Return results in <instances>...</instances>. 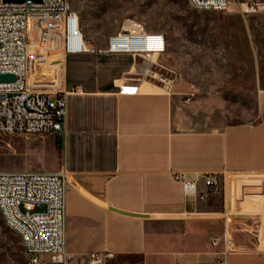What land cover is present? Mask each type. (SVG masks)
Masks as SVG:
<instances>
[{
    "label": "crops",
    "instance_id": "0c3cea01",
    "mask_svg": "<svg viewBox=\"0 0 264 264\" xmlns=\"http://www.w3.org/2000/svg\"><path fill=\"white\" fill-rule=\"evenodd\" d=\"M231 7L221 10L230 35L224 56L240 65L248 84L253 78L262 110L254 121L184 127L182 86L168 91L140 80L138 91H118L132 82L123 73L134 55L81 51L59 58L60 87L81 89L66 94L56 168L66 172L65 264H86L88 253L106 250L112 256L102 264H215L221 245L209 240L224 224L234 244L227 263L264 264V57L252 59L251 52L252 45L264 47L254 27L263 21ZM32 66L29 58L27 71ZM191 170L217 173L215 186L196 181L202 198L183 194L174 178ZM217 188L219 202L212 197Z\"/></svg>",
    "mask_w": 264,
    "mask_h": 264
},
{
    "label": "built area",
    "instance_id": "2783aa9c",
    "mask_svg": "<svg viewBox=\"0 0 264 264\" xmlns=\"http://www.w3.org/2000/svg\"><path fill=\"white\" fill-rule=\"evenodd\" d=\"M187 3L193 9L232 8L228 0H187ZM233 9L241 14L264 12V0H236ZM76 18L77 12L70 9L67 0H0V73L13 74L10 80H0V135L61 133L66 94L81 91L78 86L60 87L53 92L35 89L33 80L27 79L29 52L36 59L61 58L68 52H126L139 56L140 60L133 62L131 74L123 77L132 82L119 84V92L138 91L140 80L152 84L153 79L164 82L165 77L151 68L154 57L165 50L161 31L147 29L142 22L128 17L119 31L107 36L103 47H94L75 26ZM174 178L181 183L183 194L199 198L203 193L195 192L198 179L206 186L218 183L215 171H177ZM65 182L63 168L0 169V216L8 228L18 226L23 264H65ZM259 217L260 214L252 218L250 231L257 229ZM209 242L221 245L215 264H228L227 255L234 244L225 224ZM111 256L108 250L90 252L86 264H102Z\"/></svg>",
    "mask_w": 264,
    "mask_h": 264
},
{
    "label": "rangeland",
    "instance_id": "374dc122",
    "mask_svg": "<svg viewBox=\"0 0 264 264\" xmlns=\"http://www.w3.org/2000/svg\"><path fill=\"white\" fill-rule=\"evenodd\" d=\"M235 1L228 0L231 6ZM67 4L77 12L82 33L94 47H103L106 35L120 29L128 17L164 34L165 50L154 57L151 68L165 80L153 79V84H164L168 91L174 85L183 87L179 114L184 127L198 122L209 127L261 117L262 110L251 87L253 78L248 84V79L242 78L240 65L224 56L230 35L221 10L193 9L187 0H67ZM254 17L262 18V24L254 27L256 37L264 41V12ZM252 46V59L253 55L257 60L264 57V47L258 51ZM28 58L35 63L27 71V79L33 80L35 89L53 92L60 88L59 58L36 59L30 52ZM132 60L138 62L140 57L134 55ZM60 136L61 133L29 137L1 134L0 169H56ZM212 193L213 200L219 202V189ZM17 233L18 226L8 228L0 216V264H23ZM262 236L264 243V232Z\"/></svg>",
    "mask_w": 264,
    "mask_h": 264
},
{
    "label": "water",
    "instance_id": "95a60500",
    "mask_svg": "<svg viewBox=\"0 0 264 264\" xmlns=\"http://www.w3.org/2000/svg\"><path fill=\"white\" fill-rule=\"evenodd\" d=\"M15 1H21V0H15ZM12 78H13V74L11 73H7V72L0 73V80H10ZM116 210H119V209H116ZM120 211L129 213L128 211H123V210H120ZM134 214H138V213H134Z\"/></svg>",
    "mask_w": 264,
    "mask_h": 264
},
{
    "label": "bare ground",
    "instance_id": "6f19581e",
    "mask_svg": "<svg viewBox=\"0 0 264 264\" xmlns=\"http://www.w3.org/2000/svg\"><path fill=\"white\" fill-rule=\"evenodd\" d=\"M75 26L78 28V30L82 33V30H81V27H80V23H79V18H76L75 19ZM27 68H28V66H27ZM9 228H10V226H9Z\"/></svg>",
    "mask_w": 264,
    "mask_h": 264
}]
</instances>
